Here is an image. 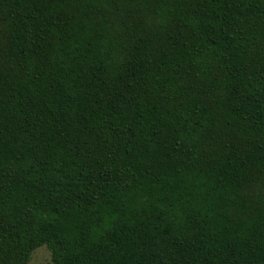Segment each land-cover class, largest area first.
<instances>
[{
	"label": "trees",
	"instance_id": "16d2710c",
	"mask_svg": "<svg viewBox=\"0 0 264 264\" xmlns=\"http://www.w3.org/2000/svg\"><path fill=\"white\" fill-rule=\"evenodd\" d=\"M264 264V0H0V264Z\"/></svg>",
	"mask_w": 264,
	"mask_h": 264
},
{
	"label": "rangeland",
	"instance_id": "374dc122",
	"mask_svg": "<svg viewBox=\"0 0 264 264\" xmlns=\"http://www.w3.org/2000/svg\"><path fill=\"white\" fill-rule=\"evenodd\" d=\"M28 264H53L49 251L45 247L37 249Z\"/></svg>",
	"mask_w": 264,
	"mask_h": 264
}]
</instances>
